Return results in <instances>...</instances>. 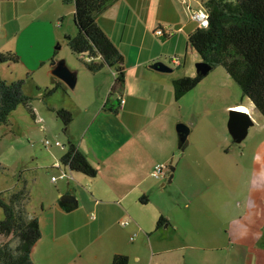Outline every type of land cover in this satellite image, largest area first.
Returning a JSON list of instances; mask_svg holds the SVG:
<instances>
[{"label":"crops","instance_id":"0c3cea01","mask_svg":"<svg viewBox=\"0 0 264 264\" xmlns=\"http://www.w3.org/2000/svg\"><path fill=\"white\" fill-rule=\"evenodd\" d=\"M203 2L118 0L97 23L123 56L124 83L115 86L113 68L92 72L74 55V61L66 58L69 68L77 72L73 90L59 79L62 87L53 90L51 70L53 63L62 59L53 46L67 45L65 37L77 34L74 3L0 2V48L2 42L18 35L21 43H27V31L40 30L33 27L35 22L38 26L40 21L63 24L67 16L72 17L73 33L49 35L50 45L43 44L39 57L46 70L45 79L37 84L44 111L34 108L33 118L45 126V138L53 144L46 147L43 142L42 162L36 167L51 173L50 178L46 182L39 175L33 178L34 183L40 182V194L34 201L31 193L26 204L28 214L38 218L41 227V238L31 254L34 264H111L118 254L127 256L129 264H232L236 245L227 229L231 218L221 219L224 229L219 233L202 227L188 231L185 227L191 211L199 214L196 209L202 195L212 189L208 178L226 173L224 157L228 152L218 158L211 148L198 151L197 112L194 108L187 111L186 105L191 91L176 99L173 90L174 80L197 76L194 70L201 60L188 38L198 28L191 11L203 8ZM159 29L162 35H157ZM173 57L181 60L180 67L172 65ZM158 61L172 71L153 69ZM238 106L250 112L245 104L235 108ZM61 109L71 113L68 124L58 115ZM204 113L210 115L211 110ZM178 123L190 127L184 150L175 129ZM56 140L61 146L54 145ZM228 141L224 136L225 146ZM70 145L95 168V176L71 171L62 164ZM198 161L204 168L198 167ZM217 161L221 169L214 167ZM158 163L169 166L168 176L161 180L152 176ZM62 172L67 176L61 179ZM53 177L57 179L53 181ZM66 195L74 197L72 203L65 202L74 206L71 211L61 206ZM226 199L221 200L222 208L227 206ZM210 206L206 207L213 208ZM161 217L165 222L157 228ZM126 220L129 224L122 226ZM253 261L254 255L246 252L244 264Z\"/></svg>","mask_w":264,"mask_h":264},{"label":"rangeland","instance_id":"374dc122","mask_svg":"<svg viewBox=\"0 0 264 264\" xmlns=\"http://www.w3.org/2000/svg\"><path fill=\"white\" fill-rule=\"evenodd\" d=\"M37 24L35 22L33 27H39V31H27V43H21V35L2 42L0 52L13 53L20 61L16 65L1 67L0 76L8 82L22 81V91L31 98L32 109L44 111L40 102L43 94L37 87L38 82H43L46 76L45 68L39 64L43 44L50 45L49 35L63 37L64 33H73V25L71 16H67L63 24L47 21H40L39 26ZM53 50L62 59L74 61V54L65 43H56ZM187 59L191 63V52ZM187 96V111L194 108L197 112V136L200 135L198 151L202 153L211 148V153L218 158L228 152L224 157L226 173L222 177L208 178L212 189L202 195L205 205L199 203L196 209L199 214L190 212L185 227L188 231L202 227L219 233L224 229L221 219L229 221L231 218L227 229L236 245L232 264H244L246 252L254 255L253 264H264V117L251 106L249 99L242 97L239 87L223 67L212 69ZM240 103L249 108L251 124L240 138H236L230 133L228 122L230 112ZM207 109L211 110L210 115L204 113ZM44 127L36 123L24 105H19L7 121L0 124V193L4 197L18 188L20 182H25L29 195L32 193L35 201L40 194V182L34 183L33 178L39 175L45 182L50 178L51 173L47 170L36 169L37 164L42 162L43 142L47 139ZM224 136L229 139L227 146L222 142ZM214 163L216 169H221L219 161ZM202 164L198 161L197 165L201 168ZM225 196L227 206L222 208L220 203ZM208 203L213 208L208 209ZM169 205L172 208V203ZM0 219H3L1 209ZM4 241L6 239L0 237V244Z\"/></svg>","mask_w":264,"mask_h":264},{"label":"trees","instance_id":"16d2710c","mask_svg":"<svg viewBox=\"0 0 264 264\" xmlns=\"http://www.w3.org/2000/svg\"><path fill=\"white\" fill-rule=\"evenodd\" d=\"M117 1L65 0L74 3L73 21L77 30L75 36H66L65 39L70 51L88 70L96 72L103 67L113 68L115 86L119 87L124 83L123 56L97 23L98 17ZM203 7L208 13V25L198 27L189 36V46L212 69L223 67L239 87L242 97L249 99L254 109L264 117V0H204ZM18 62L15 54L0 52V68ZM53 79V90L61 88V82ZM201 79L195 76L174 80L176 99L196 88ZM22 86V81L8 82L0 76V124L5 123L19 105H24L34 116L31 98L23 93ZM58 115L65 124L71 121V113L64 109ZM61 162L71 171L89 177L96 175L95 168L73 145H70ZM20 183L7 197L0 193V209L3 212L0 237L6 239L0 244V264H34L32 250L41 238L38 218L31 217L26 210L29 190L25 182ZM61 206L66 211L74 209L73 205L65 202H61ZM164 222L161 217L157 228ZM111 264H129V258L118 254Z\"/></svg>","mask_w":264,"mask_h":264},{"label":"water","instance_id":"95a60500","mask_svg":"<svg viewBox=\"0 0 264 264\" xmlns=\"http://www.w3.org/2000/svg\"><path fill=\"white\" fill-rule=\"evenodd\" d=\"M53 64L54 67L51 70V74L55 78L59 79L61 82L65 83L69 89L73 90L77 82V72L69 68L65 59L57 60ZM151 67L160 72L172 71V68L162 61H158L154 63ZM211 71H212V67L203 61H200L196 64V72L198 77L204 78ZM250 124H251L250 113H246L237 109L232 110L230 112L228 128L230 130V133L236 138H240ZM176 129L181 140L182 150H184L189 143L188 136L190 133V127L186 123H178ZM62 200L64 202L72 203L74 197L70 195H66L62 198Z\"/></svg>","mask_w":264,"mask_h":264},{"label":"built area","instance_id":"2783aa9c","mask_svg":"<svg viewBox=\"0 0 264 264\" xmlns=\"http://www.w3.org/2000/svg\"><path fill=\"white\" fill-rule=\"evenodd\" d=\"M208 13L207 11L205 10V8H201V9H198V10H192L191 11V19L196 23L197 27H206L208 25ZM157 35H162L163 34V31L162 30H157L156 31ZM88 61H90L89 59H87ZM171 62H172V65L174 67H180L181 66V60L177 57H173L171 59ZM125 101L124 99H121V103L123 104ZM52 141L46 139L44 141V145L46 147H50L52 145ZM54 145L55 146H61V142L56 140L54 142ZM168 172H169V166L165 163H158L156 164V166L154 167L153 169V172H152V176L153 178L157 179V180H161V179H164L168 176ZM67 176L66 172H62L61 175L59 176V178H65ZM57 179V177H53L52 180L55 181ZM129 224V221L126 220V221H123L121 222V225L122 226H127Z\"/></svg>","mask_w":264,"mask_h":264},{"label":"bare ground","instance_id":"6f19581e","mask_svg":"<svg viewBox=\"0 0 264 264\" xmlns=\"http://www.w3.org/2000/svg\"><path fill=\"white\" fill-rule=\"evenodd\" d=\"M236 109L241 110V111L246 112V113H249L248 109L245 106H238Z\"/></svg>","mask_w":264,"mask_h":264}]
</instances>
